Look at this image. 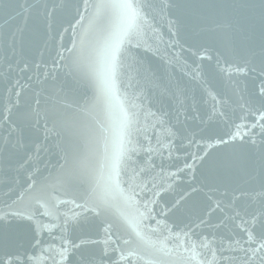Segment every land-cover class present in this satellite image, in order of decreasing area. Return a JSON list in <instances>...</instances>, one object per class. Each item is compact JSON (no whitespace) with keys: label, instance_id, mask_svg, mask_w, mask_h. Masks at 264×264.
<instances>
[{"label":"water","instance_id":"water-1","mask_svg":"<svg viewBox=\"0 0 264 264\" xmlns=\"http://www.w3.org/2000/svg\"><path fill=\"white\" fill-rule=\"evenodd\" d=\"M99 2L0 0V212L43 213L27 199L13 203L30 184L69 201L58 218L38 215L47 226L39 231L33 220L5 216L0 261L51 264L64 240L79 245L66 264L156 259L140 251L119 260L134 247L123 243L135 239L129 220L171 249L164 260L186 264L184 249L204 237L209 248L196 251L212 260L243 235L235 212L264 207V130L252 127L264 105V0H142L147 22L123 38L118 100L96 104L95 73L119 31L114 16H97ZM125 113L132 143L119 188L101 203L86 196L103 156L101 125L111 136ZM225 255L240 264L243 253Z\"/></svg>","mask_w":264,"mask_h":264},{"label":"snow or ice","instance_id":"snow-or-ice-1","mask_svg":"<svg viewBox=\"0 0 264 264\" xmlns=\"http://www.w3.org/2000/svg\"><path fill=\"white\" fill-rule=\"evenodd\" d=\"M96 8L97 16L112 15L115 17L119 25V31L110 35L109 40L106 42L105 49L101 58L99 67L95 73L97 79L96 96L94 103H112L118 100V85L117 77L119 68L121 65V46L124 43V37L128 36L131 30L139 29L141 22H147V16L143 11L142 0H100L99 3L94 5ZM227 73H231L233 70L236 72L245 71L241 68H225L222 69ZM261 77L264 78V71L261 72ZM258 92L261 96H264V80H262L259 86ZM19 95V93H17ZM84 110V109H82ZM134 115V114H132ZM256 118V124L252 127H256L257 124L264 130V105L260 109L256 110L254 114ZM133 123L132 116L125 113L124 119L119 125V129L113 131L111 136L105 135L107 131L101 125V140L103 143V156L99 164V169L94 177L93 185L86 193L88 198H97L101 203H106L108 199V193L110 190L118 189L120 186V173L123 169V160L126 151V144H131V125ZM239 129L236 136H239ZM233 136L232 139H235ZM34 183V182H33ZM29 200L32 204L38 208H43V213H37L32 211L25 212H0V221L5 219V216L20 217L28 220H33L36 223L37 230L47 227L38 220V215H51L54 218L59 216V206L69 201L60 200L58 197H50L46 199L42 192H33L32 185L30 184L27 189L19 193L16 201ZM129 200L135 199V193L127 197ZM75 207H84L83 204L76 203L75 200L70 201ZM147 208V204L144 205ZM219 208V205H216ZM96 211V209H93ZM150 211V210H149ZM98 214V213H97ZM143 216V213H140ZM67 216V214H65ZM79 216V213H73L71 219L75 221ZM233 220H237L236 227L243 235L239 239L232 238L228 244L221 245L217 250L212 251V260L201 259L202 253L196 251L197 248H209L210 241L207 237L202 238L199 244L193 243L190 248H185V252H189L186 264H231L233 257L225 255V253H243L242 257H238L240 264H264V207L258 214H252L251 216H244L240 211H236L235 215L231 217ZM128 226L135 239L124 240L125 245H134V247L127 252L121 250L119 252V260L123 261L127 257H136L140 251L149 253L156 256V259H149L145 264H175L173 261L164 260L162 257H169L172 255L171 249H168L165 244H157L145 235L140 225L135 220H129ZM111 225L105 227V238L101 241L106 249L113 245L112 234L109 229ZM185 237L189 236V233L183 234ZM183 245L181 244V247ZM79 247V245L72 243L69 240H64L62 246L59 249L54 250L49 259L51 264H66L68 255L72 249ZM116 250L115 247L112 249ZM217 251L220 252L217 257ZM143 257H141L142 259ZM0 264H5L4 261H0ZM10 264V262H9ZM43 264V262H41ZM129 264L131 261L129 260Z\"/></svg>","mask_w":264,"mask_h":264}]
</instances>
